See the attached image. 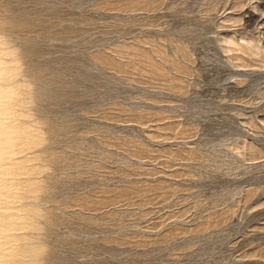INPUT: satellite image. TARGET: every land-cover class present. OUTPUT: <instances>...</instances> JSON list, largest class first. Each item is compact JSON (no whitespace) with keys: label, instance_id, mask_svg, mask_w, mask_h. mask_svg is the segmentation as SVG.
I'll return each instance as SVG.
<instances>
[{"label":"rangeland","instance_id":"rangeland-1","mask_svg":"<svg viewBox=\"0 0 264 264\" xmlns=\"http://www.w3.org/2000/svg\"><path fill=\"white\" fill-rule=\"evenodd\" d=\"M0 230V264H264V0H0Z\"/></svg>","mask_w":264,"mask_h":264},{"label":"bare ground","instance_id":"bare-ground-1","mask_svg":"<svg viewBox=\"0 0 264 264\" xmlns=\"http://www.w3.org/2000/svg\"><path fill=\"white\" fill-rule=\"evenodd\" d=\"M260 38V37H259ZM255 51V50H254ZM3 130V129H2ZM2 135V134H1ZM2 139V138H1ZM6 150V149H5ZM4 174V173H3ZM2 191V190H1ZM5 221V220H4ZM1 231V230H0ZM3 231V230H2Z\"/></svg>","mask_w":264,"mask_h":264}]
</instances>
